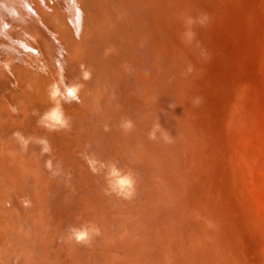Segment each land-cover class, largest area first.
<instances>
[{"label": "water", "instance_id": "obj_1", "mask_svg": "<svg viewBox=\"0 0 264 264\" xmlns=\"http://www.w3.org/2000/svg\"><path fill=\"white\" fill-rule=\"evenodd\" d=\"M0 264H264V0H0Z\"/></svg>", "mask_w": 264, "mask_h": 264}, {"label": "clouds", "instance_id": "obj_2", "mask_svg": "<svg viewBox=\"0 0 264 264\" xmlns=\"http://www.w3.org/2000/svg\"><path fill=\"white\" fill-rule=\"evenodd\" d=\"M5 29H7L8 25L5 24L3 25ZM89 74L87 72L84 73V78L87 79ZM80 85H71L68 86L65 90L66 96L70 97L72 99L77 98V94L79 91ZM61 96L60 89L57 84L53 83L49 87V97L53 101L56 102V107L50 110L48 113H45L44 116L41 118V123L45 126L48 127L50 130H56L57 126L59 127H64L67 125V121L64 118V115L59 107V100L57 99L58 97ZM127 127H131L130 122L126 125ZM20 136V134H17ZM154 138V136H153ZM20 139L23 143V145L26 147L28 144V140L24 139L22 136H20ZM40 144L43 145V151L47 152L50 150L48 143L46 140H39L38 141ZM120 185L122 187H130L131 186V180L127 177L121 178L119 181ZM74 238L77 239L78 241L81 240H86L88 238V233L86 230H74L73 231Z\"/></svg>", "mask_w": 264, "mask_h": 264}]
</instances>
